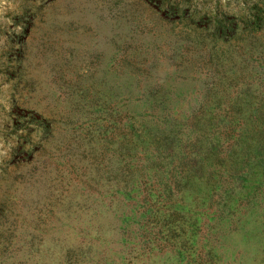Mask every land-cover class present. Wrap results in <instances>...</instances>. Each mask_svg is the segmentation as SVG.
<instances>
[{"label":"rangeland","instance_id":"1","mask_svg":"<svg viewBox=\"0 0 264 264\" xmlns=\"http://www.w3.org/2000/svg\"><path fill=\"white\" fill-rule=\"evenodd\" d=\"M0 264H264V0H0Z\"/></svg>","mask_w":264,"mask_h":264}]
</instances>
